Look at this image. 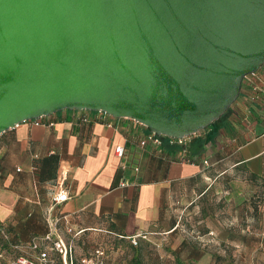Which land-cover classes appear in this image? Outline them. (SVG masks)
Here are the masks:
<instances>
[{"label": "crops", "instance_id": "obj_1", "mask_svg": "<svg viewBox=\"0 0 264 264\" xmlns=\"http://www.w3.org/2000/svg\"><path fill=\"white\" fill-rule=\"evenodd\" d=\"M83 113L65 108L52 113L53 126L28 120L0 134V220L17 239L50 245L44 236L51 232L72 257L90 238L110 234L129 243L142 233L137 244L144 249L161 246L188 215L192 230L206 226L202 238L216 231L222 240L264 239V64L253 84L243 81L216 130L192 135L191 152L208 166L181 160L180 144L166 138L142 144L149 129L133 117L95 112L86 121ZM200 137L207 138L202 150L193 143ZM63 173L70 198L55 203ZM197 233L175 237L185 241L191 264L214 249L200 255ZM217 250L224 253L226 244Z\"/></svg>", "mask_w": 264, "mask_h": 264}, {"label": "water", "instance_id": "obj_2", "mask_svg": "<svg viewBox=\"0 0 264 264\" xmlns=\"http://www.w3.org/2000/svg\"><path fill=\"white\" fill-rule=\"evenodd\" d=\"M264 64V0H0V134L65 108L204 130Z\"/></svg>", "mask_w": 264, "mask_h": 264}, {"label": "rangeland", "instance_id": "obj_3", "mask_svg": "<svg viewBox=\"0 0 264 264\" xmlns=\"http://www.w3.org/2000/svg\"><path fill=\"white\" fill-rule=\"evenodd\" d=\"M225 118L226 113L218 122L212 124L211 128L216 127L217 124H221ZM197 231V234L200 236L198 239H195L200 248L198 253L200 255L202 252L204 253L202 248L206 249V246L214 248L211 250V254L201 259L200 264H264V239L248 240L246 238L230 237L222 240L214 238L217 235L216 231H211L209 239L202 238L201 235L206 231V226L199 227L198 230L196 228L192 230L189 215L188 219L185 216L181 218V225L173 232L170 239L163 240L164 243L161 246H158L157 243H152L147 248L140 249L138 244L119 242L112 235L105 234L100 239H88L86 247L80 249V251L74 250L73 247V263L70 261V256L68 261L69 264H83V257L96 259L100 256L103 259V264H191L190 254L182 246L185 241H181L182 239L175 237L180 232L183 234L187 232L190 235L191 232L196 233ZM30 241L19 240L13 237L12 230L3 225L0 228V264H17L16 259L19 255H31ZM206 243L208 245H203ZM223 244H226V251L224 253L217 250ZM97 249H100L102 253H97ZM50 253L55 258V261L51 264H60V257L63 259V264H65L60 252L50 250Z\"/></svg>", "mask_w": 264, "mask_h": 264}, {"label": "built area", "instance_id": "obj_4", "mask_svg": "<svg viewBox=\"0 0 264 264\" xmlns=\"http://www.w3.org/2000/svg\"><path fill=\"white\" fill-rule=\"evenodd\" d=\"M257 71V70H256ZM256 71L248 73L244 76L243 81H248L253 84L254 81V74ZM254 88L257 90L258 86L254 85ZM254 89V90H255ZM257 92V91H256ZM95 112L101 113H108L104 110H94V109H84V113L82 114V119L89 121L93 119V114ZM31 121L33 124L36 125H46V126H53L56 123V118L53 117L52 113L50 114H43L39 117L27 119L25 121ZM192 135H187L183 137H174L168 136L164 134H157L154 131H148V133L141 139L142 144H147L148 142H155V143H162L164 138H166L170 143L173 144H180L181 146V160L188 161V162H198L201 160L203 165L209 164V159L207 157L201 158L200 156L193 154L191 152V142H192ZM116 152L119 155L124 153V146L118 145L116 146ZM125 168V166H123ZM66 178V173H63L61 180L58 181V190L54 195V202L60 203L68 198H70V194L68 189L65 187L64 182ZM125 182V181H124ZM146 237V234H136L130 236L131 241L134 244L139 242L140 236ZM44 240H50L52 243L50 245L43 244L42 239L40 238H33L30 241V248H31V255L21 254L17 257L16 262L17 264H51L55 261V258L51 256L50 250H56L60 252L64 258L65 264H69V249L64 241L60 238L54 239L52 233L49 232L44 236ZM97 253L101 254V250L97 249ZM68 258V259H67ZM70 261L73 263V259L70 256ZM83 264H103V259L98 256L96 259L92 257H83L82 258Z\"/></svg>", "mask_w": 264, "mask_h": 264}, {"label": "trees", "instance_id": "obj_5", "mask_svg": "<svg viewBox=\"0 0 264 264\" xmlns=\"http://www.w3.org/2000/svg\"><path fill=\"white\" fill-rule=\"evenodd\" d=\"M228 110V109H227ZM227 112V111H226ZM225 112V113H226ZM224 113V114H225ZM223 114V115H224ZM222 115V116H223ZM221 116V117H222ZM220 117V118H221ZM220 118L219 119H217V120H214L209 126H207L208 128L209 127H211L212 126V124H214V123H216V122H218L219 120H220ZM219 126V124H217L216 125V128H215V130L217 129V127ZM213 133V132H212ZM206 141H207V138H202V137H200V138H196V139H193V143H194V146H197L199 149L198 150H202L203 149V147H204V145L206 144ZM192 143V144H193ZM209 164H210V161H209ZM209 164H207V165H205V166H208ZM3 225H6L10 230H12V236L13 237H15V238H17L16 237V235L14 234V231H13V229L11 228V226L10 225H7L6 223H4V222H2L1 220H0V228L1 227H3ZM132 242V241H131ZM133 243V242H132ZM60 264H63V259L60 257Z\"/></svg>", "mask_w": 264, "mask_h": 264}]
</instances>
